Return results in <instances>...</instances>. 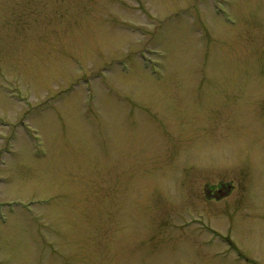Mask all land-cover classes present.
I'll return each instance as SVG.
<instances>
[{
    "label": "rangeland",
    "instance_id": "rangeland-1",
    "mask_svg": "<svg viewBox=\"0 0 264 264\" xmlns=\"http://www.w3.org/2000/svg\"><path fill=\"white\" fill-rule=\"evenodd\" d=\"M0 264H264V0H0Z\"/></svg>",
    "mask_w": 264,
    "mask_h": 264
},
{
    "label": "flooded vegetation",
    "instance_id": "flooded-vegetation-1",
    "mask_svg": "<svg viewBox=\"0 0 264 264\" xmlns=\"http://www.w3.org/2000/svg\"><path fill=\"white\" fill-rule=\"evenodd\" d=\"M231 189H232V186L231 185H229V186L221 185L219 187L218 194L209 193L208 195H209V197L211 199H218V198H220L221 195L228 194L231 191Z\"/></svg>",
    "mask_w": 264,
    "mask_h": 264
}]
</instances>
